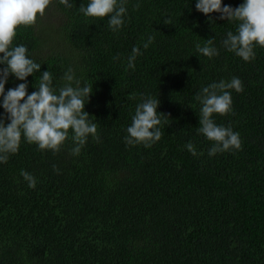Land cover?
I'll return each mask as SVG.
<instances>
[{
	"label": "trees",
	"instance_id": "16d2710c",
	"mask_svg": "<svg viewBox=\"0 0 264 264\" xmlns=\"http://www.w3.org/2000/svg\"><path fill=\"white\" fill-rule=\"evenodd\" d=\"M88 2L69 0L68 8L51 0L13 40L28 48L40 73H51L55 88L69 68L81 86L93 87L84 110L97 133L78 156L71 130L58 152L22 137L18 152L0 163V264H264V48L254 47L248 62L227 51L222 41L236 22L219 13L210 20L196 0H127L118 31L108 18L80 13ZM211 38L219 54L209 58L196 45ZM133 47L142 54L129 69ZM40 73L27 78L29 94ZM233 77L243 91L229 90L231 111L212 118L239 133L241 148L210 157L212 142L197 132L195 97ZM19 83L10 76L5 92ZM148 97L159 99L157 111L168 118L161 117L163 135L150 148L128 145L126 130Z\"/></svg>",
	"mask_w": 264,
	"mask_h": 264
},
{
	"label": "clouds",
	"instance_id": "9594fccd",
	"mask_svg": "<svg viewBox=\"0 0 264 264\" xmlns=\"http://www.w3.org/2000/svg\"><path fill=\"white\" fill-rule=\"evenodd\" d=\"M59 2L68 8L72 7L69 0ZM50 3L51 0H0V65L4 66L0 68V107L4 110V115L0 117V163H6L10 154L18 152L22 137L27 143L37 145L41 151L58 152L68 140L71 130L74 144L71 153L78 156L88 137L97 133L95 118L84 110L93 87L86 84L81 86L74 70L69 68L63 77L64 85L55 88L51 73L48 70L40 73L41 64L30 57L25 45L12 46L17 29L34 25L38 14L43 16ZM126 3L127 0H89L87 5L81 4L79 12L85 17L108 18L109 28L118 31L124 24ZM195 7L210 20L212 13H219V19L236 22L235 33L229 31L222 46L245 62L255 59L254 47L264 48V0H244L235 8L222 5V0H196ZM163 23L170 25L171 20L166 18ZM153 41L154 37L149 36L143 48L147 49ZM213 42L214 38L207 39L204 46L197 43L196 51L209 58L218 55L217 48L212 46ZM141 54L139 47L132 48L127 57L129 69L135 68V60ZM119 58L113 57L114 60ZM36 73L40 75L33 85L35 90L29 94L27 78ZM10 76L22 83L5 92ZM229 90L242 92V81L233 77L230 81L213 82L203 87L195 97L201 105L197 132L212 142L208 151L210 157L241 148L239 133L230 126L218 125L212 118L214 114L223 116L231 111ZM159 104L157 98H142L126 130V144H143L150 148L161 139V117L168 118L157 111ZM185 147L193 156L197 155L191 142ZM20 175L28 182L29 188L36 187V179L31 174L21 170Z\"/></svg>",
	"mask_w": 264,
	"mask_h": 264
}]
</instances>
